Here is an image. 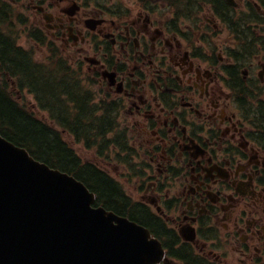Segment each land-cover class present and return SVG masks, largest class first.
Instances as JSON below:
<instances>
[{"label":"flooded vegetation","instance_id":"1","mask_svg":"<svg viewBox=\"0 0 264 264\" xmlns=\"http://www.w3.org/2000/svg\"><path fill=\"white\" fill-rule=\"evenodd\" d=\"M222 1L182 18L116 0H0L1 38L19 21L117 103L124 143L109 157L120 152L129 191L103 170L166 264H264V13Z\"/></svg>","mask_w":264,"mask_h":264},{"label":"water","instance_id":"2","mask_svg":"<svg viewBox=\"0 0 264 264\" xmlns=\"http://www.w3.org/2000/svg\"><path fill=\"white\" fill-rule=\"evenodd\" d=\"M0 133V264H155L150 230Z\"/></svg>","mask_w":264,"mask_h":264},{"label":"trees","instance_id":"3","mask_svg":"<svg viewBox=\"0 0 264 264\" xmlns=\"http://www.w3.org/2000/svg\"><path fill=\"white\" fill-rule=\"evenodd\" d=\"M0 60L8 66V69H12L15 74H18L17 76H19L22 85L27 84L31 88L41 106L44 108L50 107L51 112L54 114L51 99L57 95V82L46 79V72L33 63L26 52L13 43L5 44L0 40ZM53 77L56 78V76ZM44 96H47L48 102L44 101ZM96 108L97 115L95 118L98 122H104L106 118L104 113L109 109L103 104L101 106L98 104ZM53 117L55 118V116ZM88 120H90L89 117L75 118L73 122L66 119H57L58 122L76 135H79L77 130L81 129L82 124ZM87 125H92L91 128L95 127L97 129V136L102 138L105 136L104 126L95 122L94 124L87 123ZM84 129V135L88 138L89 128L84 127ZM0 132L17 144L27 147L32 154L38 152L34 155L51 166L71 172L77 178L83 180L98 193V202L119 214L144 223L138 217V215H141L140 213L124 210V207L128 205V199L123 196L106 172L89 162L83 163L73 147L62 138L60 131L53 129L46 122L37 118L26 107L17 104L11 95L2 88H0ZM34 146L39 151L35 150Z\"/></svg>","mask_w":264,"mask_h":264},{"label":"rangeland","instance_id":"4","mask_svg":"<svg viewBox=\"0 0 264 264\" xmlns=\"http://www.w3.org/2000/svg\"><path fill=\"white\" fill-rule=\"evenodd\" d=\"M100 1L102 3H104V4L106 3V0H99V2ZM116 2L123 3L119 7V8H122V9L126 7V4H129V5L133 6V7H138V6L142 5L140 0H116ZM111 4L114 5V0L109 1L108 3H106V5H111ZM159 4L164 5L163 2L159 3ZM25 27H26V25H24L22 23H19V21H17L15 26L12 27L15 30L17 36H18V39H19L18 43L23 45V46H25V47H27L28 49H33L32 53H33V56L36 59V61L41 62V63L45 64L46 66H49V63L51 62V60L48 61L47 58L50 56V52H51L50 51V46L47 44V42H45L44 44H40V45L36 44L35 40L33 38H30L29 30L27 29L28 33L24 32ZM88 75L89 74L86 73V70L81 71V74H79L78 79L81 80L85 84L86 88H88L91 92H93V94L99 95L100 98L101 97L104 98V96L102 95L104 93V90H105L104 86H102V84L100 85L99 82H97V81L96 82L89 81L88 77H87ZM26 94H27V96L23 97L20 101L27 103L29 105V107L31 109H33L37 113L38 117H41V118L49 120V116H48L47 112L42 111V110L38 111L37 102H36L34 96L27 90H26ZM64 134H65L66 139H68V141L78 151H80L83 154L84 157L93 158V159L95 158V156L92 155V152L88 151L85 148V145L83 144L85 141H81V143H78V142L75 141V139L73 137H71V135H69L67 133H64ZM114 137H115V135H114ZM92 140H93V137H92ZM34 148H35V150L39 151V149L36 146H34ZM93 150L95 151L94 148H93ZM109 153H110V150L108 149L107 153L105 152L102 155V157L104 159L109 158L108 160L113 161V163L108 165L109 171L115 177H117L123 183V185L126 188V190L129 191L128 185L126 184L125 180L121 176L122 175L121 167L119 165H117V163L120 161V158L122 157L121 155H119L120 152H118L116 154L114 152L112 159L109 157ZM105 155H106L107 158H105ZM100 162L107 167V164L104 161H100Z\"/></svg>","mask_w":264,"mask_h":264}]
</instances>
